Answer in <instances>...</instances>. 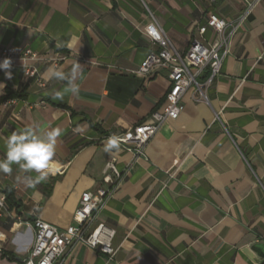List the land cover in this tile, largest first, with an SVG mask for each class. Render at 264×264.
<instances>
[{
	"label": "crops",
	"instance_id": "1",
	"mask_svg": "<svg viewBox=\"0 0 264 264\" xmlns=\"http://www.w3.org/2000/svg\"><path fill=\"white\" fill-rule=\"evenodd\" d=\"M244 9V0H0V48L37 52L45 83L19 64L12 79L0 70V160L13 132L62 130L45 180L28 186L41 173L18 164L0 171V189L13 188L19 203L0 216V264L23 263L35 218L74 224L82 193L110 186L104 176L112 159L121 171L133 164L97 220L116 230L115 256L79 244L64 264H264V0L232 39L208 102L187 93L184 112L163 124L138 160L104 147L109 135L133 130L166 103L168 70L136 73L159 49L143 32L150 12L184 53L211 13L230 22ZM72 36L71 50L57 46ZM214 38L209 29L202 41ZM57 57L64 59L55 66ZM51 66L69 78L76 67L79 92H64L67 79L47 78ZM7 87L27 97L6 105ZM57 91L62 101L52 98Z\"/></svg>",
	"mask_w": 264,
	"mask_h": 264
},
{
	"label": "built area",
	"instance_id": "2",
	"mask_svg": "<svg viewBox=\"0 0 264 264\" xmlns=\"http://www.w3.org/2000/svg\"><path fill=\"white\" fill-rule=\"evenodd\" d=\"M261 1L244 0V11L230 22L216 13H211L206 23L198 28L197 35L184 53L174 47L156 16L150 12V21L144 26L143 32L159 49L149 52L136 73L147 77L158 69H167L171 87L162 109L153 111L146 121L135 126L133 130L115 135L120 138L119 146L133 153V161L145 156L148 143L164 123L177 120L181 116L185 110L183 98L187 93L191 92L196 102L209 101L207 90L222 72L224 59L230 53L232 39ZM209 29L215 32V38L212 42L204 43L202 38ZM5 58L12 61L10 70L19 64L26 77L35 78L39 85H45L39 76L37 65L33 63L43 59L37 52L30 48L4 46L0 48V61ZM62 59L64 57H57L52 62L57 66ZM16 102L17 98H11L6 100L5 104L12 105ZM111 136L113 135L108 138ZM132 166L133 164H128L121 171L116 167V159L109 161L104 181L110 186L100 187L95 192H83L74 213V224L67 228H60L38 217L27 223V226L34 230V243L23 263L64 264L65 256L79 244L112 259L116 253L113 246L116 230L97 220L120 180L129 174ZM7 210V196L5 190L0 189V216ZM35 210L38 211V207ZM16 218L20 223V217Z\"/></svg>",
	"mask_w": 264,
	"mask_h": 264
},
{
	"label": "clouds",
	"instance_id": "3",
	"mask_svg": "<svg viewBox=\"0 0 264 264\" xmlns=\"http://www.w3.org/2000/svg\"><path fill=\"white\" fill-rule=\"evenodd\" d=\"M78 43V38L72 36L66 45L58 43L59 46H67L70 50ZM12 61L10 58H5L0 61V70L5 72L7 79H12L11 72ZM47 78L55 79L58 81L68 80L69 87L64 89V92H72L76 94L79 89L73 85L77 77L78 69L72 68L70 78L66 76L63 70L57 69L54 66L49 67L47 70ZM0 86H3L0 84ZM54 100H63V94L59 91L55 92L52 96ZM62 135V130L59 127L51 130H45L37 127L24 128L19 132H13L6 140V155L3 160H0V171L10 174L12 172L11 165L18 164L23 171L35 170L40 175L35 177V180L29 178L26 182L28 186L34 187L35 184L46 179V175L42 170L46 169L49 161L55 153L57 139ZM120 138L118 136H111L107 139L105 144V151L111 152L112 149H119Z\"/></svg>",
	"mask_w": 264,
	"mask_h": 264
},
{
	"label": "trees",
	"instance_id": "4",
	"mask_svg": "<svg viewBox=\"0 0 264 264\" xmlns=\"http://www.w3.org/2000/svg\"><path fill=\"white\" fill-rule=\"evenodd\" d=\"M26 97H27V94L24 91L15 92L10 87H7L6 95L3 97V101H6V100L11 99V98H26ZM73 115H74V113H73ZM5 193L7 196L8 208L9 209L17 208L19 203H18V200L16 199L14 189L11 187H7L5 189ZM3 255L7 256L6 253H4ZM10 258L12 259L13 257H10ZM22 264H24V263H22Z\"/></svg>",
	"mask_w": 264,
	"mask_h": 264
}]
</instances>
